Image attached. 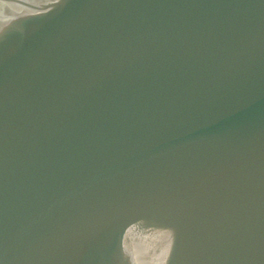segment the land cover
<instances>
[{
    "label": "water",
    "instance_id": "obj_1",
    "mask_svg": "<svg viewBox=\"0 0 264 264\" xmlns=\"http://www.w3.org/2000/svg\"><path fill=\"white\" fill-rule=\"evenodd\" d=\"M0 264H264V0H0Z\"/></svg>",
    "mask_w": 264,
    "mask_h": 264
}]
</instances>
